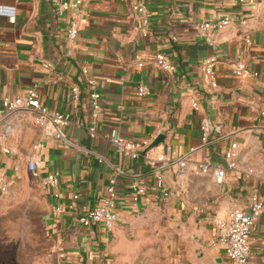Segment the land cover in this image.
Here are the masks:
<instances>
[{
  "label": "crops",
  "instance_id": "0c3cea01",
  "mask_svg": "<svg viewBox=\"0 0 264 264\" xmlns=\"http://www.w3.org/2000/svg\"><path fill=\"white\" fill-rule=\"evenodd\" d=\"M68 1L73 0H0V109L3 98L23 96L37 86L44 106L70 114L65 132L73 144L44 135L34 123V110L0 118V174L8 182L18 179L22 171L28 172V162L38 159L44 175L60 173L62 202L78 195L81 210L97 206L110 180L117 178L124 202L112 233L100 225L82 227L72 211L54 215L50 210L55 264H118L126 256L127 229L135 227L140 215L143 247L155 238L161 246L166 242L171 253L143 254L145 260L225 264L216 220L233 208H248L253 193H264V0H150L147 37L136 0H82L77 12L59 16L57 2ZM225 15L233 17V24L215 36L211 47L197 28ZM72 22L79 27L75 40L67 36ZM160 53L175 63V72L156 66ZM210 57L218 60L216 86L202 70ZM236 62L259 76H234ZM44 64H53L54 71ZM83 67L97 80L103 97L97 120L81 83ZM56 78L62 80L55 84ZM75 84L82 89L77 104L71 95ZM140 85L150 95L140 97ZM93 126L95 138L89 132ZM204 126L210 130L206 142ZM112 131L151 144L164 136L151 152L155 159L189 154L193 161L220 165L236 144L238 169L219 184L212 177H189L169 168L160 184L144 154L135 161L117 152L105 137ZM134 180L148 189L137 205L129 195ZM163 188L170 193L167 199ZM251 251L250 264H264V213L253 231Z\"/></svg>",
  "mask_w": 264,
  "mask_h": 264
},
{
  "label": "built area",
  "instance_id": "2783aa9c",
  "mask_svg": "<svg viewBox=\"0 0 264 264\" xmlns=\"http://www.w3.org/2000/svg\"><path fill=\"white\" fill-rule=\"evenodd\" d=\"M150 0H136V10L139 16V21L142 27L144 37L148 36L147 28L149 26L150 17ZM82 5V0H73L68 2H57L56 12L59 16H63L69 11L77 12ZM233 17L225 15L216 18L214 21L205 22L198 26L197 30L200 36L211 46L215 45V36L226 30L233 24ZM67 36L70 40H75L79 36V27L76 22H72L68 28ZM250 42V41H248ZM156 66L165 72H175L177 67L175 63L165 54H157L155 57ZM218 64L216 57H210L203 61L202 70L208 82L216 86V71L215 67ZM143 66L142 63L139 64ZM48 70L54 71L53 64H44ZM82 73L84 79L81 83L88 90V100L92 112V117L97 120L102 111L103 97L97 87V80L90 76L87 67H83ZM232 73L236 77L253 76L258 77L257 72H252L243 62H236L232 67ZM61 78H56L52 82L57 84ZM140 97L150 95V90L146 86L140 85L138 88ZM71 95L74 103H79L81 100L82 89L79 84H75L71 88ZM192 107L195 110L199 109L197 101H193ZM23 110H34L37 116L34 119L35 125L42 130L44 135H53L60 141L73 145L65 132L70 122V114L52 111L42 104L37 86L32 87L23 96L5 97L2 100V108L0 109V118L11 116ZM203 141L206 142L209 136V127L204 126ZM91 137L95 138L97 130L93 126L89 129ZM115 147L117 152L131 160H139L144 154L149 159L152 167V173L156 180L163 184L165 181V172L169 168L175 169L178 172H183L189 177H212L217 183L224 182L229 171L238 169L237 163V145L232 144L230 150L226 154V162L220 165H214L208 161H193L189 154H185L180 158L174 159L168 155L161 159L151 157V152L156 148H150V141L144 140L136 142L127 140L118 132L112 131L105 136ZM7 152V151H5ZM105 158L100 157V162ZM28 172L34 179L40 180L43 188L51 199V209L54 215H60L65 210H69L77 214L79 224L85 228H92L100 225L109 233H112L119 222L118 208L120 202H124V198L120 196L117 188V178L110 180L106 188L105 195L100 200L99 204L92 209H80L77 205L79 196L75 195L70 203H63L61 193L59 191L60 173L49 172L44 175V165L38 160L28 162ZM119 174V169H116ZM254 170L249 169L248 174H253ZM8 190V181L4 174H0V193H5ZM130 196L132 203L137 205L141 198L147 196V187L138 180H134L130 184ZM162 195L164 198H169L170 193L163 188ZM264 213V193H253L249 198V206L246 209L233 208L224 217L218 218L215 222L217 230V239L222 245L226 263L225 264H250L251 258V237L258 220Z\"/></svg>",
  "mask_w": 264,
  "mask_h": 264
},
{
  "label": "rangeland",
  "instance_id": "374dc122",
  "mask_svg": "<svg viewBox=\"0 0 264 264\" xmlns=\"http://www.w3.org/2000/svg\"><path fill=\"white\" fill-rule=\"evenodd\" d=\"M50 201L42 184L27 171L0 193V264H55L56 238L50 224ZM125 258L118 264H155L143 254H171L151 238L143 247V215L126 232Z\"/></svg>",
  "mask_w": 264,
  "mask_h": 264
},
{
  "label": "water",
  "instance_id": "95a60500",
  "mask_svg": "<svg viewBox=\"0 0 264 264\" xmlns=\"http://www.w3.org/2000/svg\"><path fill=\"white\" fill-rule=\"evenodd\" d=\"M165 137L160 135L158 136L150 145V148H156L158 146H160L163 142H164Z\"/></svg>",
  "mask_w": 264,
  "mask_h": 264
}]
</instances>
